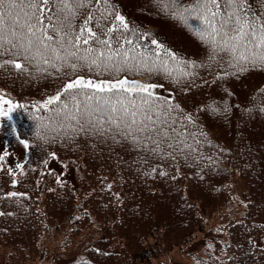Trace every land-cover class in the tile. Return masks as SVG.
I'll return each mask as SVG.
<instances>
[{
    "label": "trees",
    "instance_id": "1",
    "mask_svg": "<svg viewBox=\"0 0 264 264\" xmlns=\"http://www.w3.org/2000/svg\"><path fill=\"white\" fill-rule=\"evenodd\" d=\"M194 3L182 0L181 8ZM247 6L250 18L264 16V0H247ZM109 7L125 17L129 29L122 31L137 53L151 58L152 51L161 56L168 51L182 61H208L207 46L191 28L198 21L186 25L174 19L170 0H109ZM117 40L123 43L119 33L113 43ZM10 58L25 63L26 70L0 67V92L24 105L12 113L13 122L30 147L23 175L20 170L10 175L5 161L0 167V253L5 264L41 256L39 240L48 230L89 234L83 258L75 264H155L158 257L194 240L213 216L224 212L229 216L226 239L219 256L208 264H264V66L248 65L247 71L236 72L217 58L209 68L188 69L194 75L180 83L159 74H121L165 86L170 94H156L180 105L174 115L182 110L191 117L188 123L178 116L176 128L188 134L187 143L195 151H177L173 159L113 132L73 134L69 140L42 129L47 139L42 145L32 134V117L51 115L37 108L64 81L55 74L43 77L22 57L0 54V62ZM226 69L233 74L216 79ZM81 71L111 78L108 73ZM52 153L77 163L79 190L45 167ZM234 173L243 181L241 192L233 189ZM10 192L27 195L11 197Z\"/></svg>",
    "mask_w": 264,
    "mask_h": 264
},
{
    "label": "snow or ice",
    "instance_id": "2",
    "mask_svg": "<svg viewBox=\"0 0 264 264\" xmlns=\"http://www.w3.org/2000/svg\"><path fill=\"white\" fill-rule=\"evenodd\" d=\"M170 3L173 5L170 15L174 19L186 25L191 20L198 21L195 25L191 23V28L208 48L207 62L182 61L168 51H163V56L152 51L151 58L137 53L134 42L125 35L128 22L115 8L109 7V0H0V54L22 57L27 64H35L36 72L43 77L55 74L64 81L54 95L39 103L37 111L44 109L51 115L33 116L32 134L44 139L43 129L70 140L75 138L73 134L113 132L162 157L174 159L177 151H195L187 143L188 134L176 128L178 116L183 115L188 123H192L191 117L182 110L174 115L180 105L170 97L161 99L153 91L162 85L130 81L121 74L140 73L149 78L159 74L180 83L194 75L188 69L209 68L218 62L217 58L226 62L227 69L236 72L247 71L248 65L264 66V16L258 21L250 18L247 0H195L193 5L183 8L182 0H170ZM116 33L123 38V43L119 40L113 43ZM101 35L107 38L102 39ZM151 43L161 47L155 39ZM4 65L26 70V64L16 59L0 62V67ZM83 69L97 71L98 75L108 73L111 78L87 79ZM227 69L216 79L233 74ZM102 102L107 107L99 115L93 109ZM23 108L24 105L15 104L0 94V128L8 122L7 129L15 133L11 114ZM16 139L26 148L30 147L27 139L21 136ZM112 139L115 141V135ZM148 144L152 147L148 148ZM51 155L55 157V153ZM7 156L8 153H0V167ZM15 167L20 175L24 174L25 165ZM7 171L16 176L13 169ZM17 182L14 178L13 184ZM8 195L27 194L10 192Z\"/></svg>",
    "mask_w": 264,
    "mask_h": 264
},
{
    "label": "rangeland",
    "instance_id": "3",
    "mask_svg": "<svg viewBox=\"0 0 264 264\" xmlns=\"http://www.w3.org/2000/svg\"><path fill=\"white\" fill-rule=\"evenodd\" d=\"M87 79L104 80L107 78H95L84 76ZM145 83H152L136 78H128ZM161 85L159 83H152ZM157 93L169 94V89L164 87H157L153 90ZM2 94V93H0ZM51 93L48 95H54ZM5 96V95H4ZM6 99H9L5 96ZM7 108V105L4 106ZM12 116V114H11ZM2 122V118H0ZM13 124V120H11ZM9 123L5 122V127L0 128V153H8L5 158L6 163L16 171V165L21 164L25 155L26 147L19 143L16 139L17 134L10 133L7 129ZM48 168L54 169L61 178H69L78 189L79 171L77 165L73 162L66 163L60 160L56 155L50 157ZM233 188L237 192L244 189L243 181L234 173L232 176ZM229 219L228 213L224 212L221 215H216L211 218L208 225L202 233H200L194 241L188 242L181 249H175L169 254L158 257L155 264H208L207 259L218 256L225 240L224 224ZM57 232L50 230L42 235L40 239V248L44 251L42 258L30 259L21 264H74L83 258L82 249L89 242L90 236L85 231L81 236H74L68 233L64 237L57 235ZM66 242H64V240ZM0 264H5V255L0 253Z\"/></svg>",
    "mask_w": 264,
    "mask_h": 264
},
{
    "label": "clouds",
    "instance_id": "4",
    "mask_svg": "<svg viewBox=\"0 0 264 264\" xmlns=\"http://www.w3.org/2000/svg\"><path fill=\"white\" fill-rule=\"evenodd\" d=\"M106 104H104L103 102L98 104L97 106H95V108L93 109V111H95L97 114L103 115L104 112L106 111ZM41 144H46L47 143V139H40Z\"/></svg>",
    "mask_w": 264,
    "mask_h": 264
}]
</instances>
